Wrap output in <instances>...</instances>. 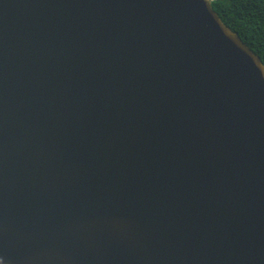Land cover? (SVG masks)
Masks as SVG:
<instances>
[{
  "label": "water",
  "instance_id": "water-1",
  "mask_svg": "<svg viewBox=\"0 0 264 264\" xmlns=\"http://www.w3.org/2000/svg\"><path fill=\"white\" fill-rule=\"evenodd\" d=\"M0 264H264V63L212 0H0Z\"/></svg>",
  "mask_w": 264,
  "mask_h": 264
},
{
  "label": "trees",
  "instance_id": "trees-1",
  "mask_svg": "<svg viewBox=\"0 0 264 264\" xmlns=\"http://www.w3.org/2000/svg\"><path fill=\"white\" fill-rule=\"evenodd\" d=\"M212 6L264 63V0H214Z\"/></svg>",
  "mask_w": 264,
  "mask_h": 264
},
{
  "label": "built area",
  "instance_id": "built-area-1",
  "mask_svg": "<svg viewBox=\"0 0 264 264\" xmlns=\"http://www.w3.org/2000/svg\"><path fill=\"white\" fill-rule=\"evenodd\" d=\"M212 1H214V0H212Z\"/></svg>",
  "mask_w": 264,
  "mask_h": 264
}]
</instances>
